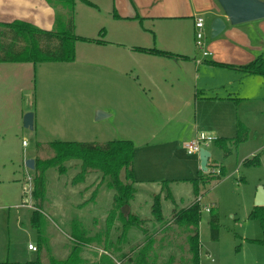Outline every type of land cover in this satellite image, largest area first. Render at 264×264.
<instances>
[{
    "label": "rangeland",
    "instance_id": "1",
    "mask_svg": "<svg viewBox=\"0 0 264 264\" xmlns=\"http://www.w3.org/2000/svg\"><path fill=\"white\" fill-rule=\"evenodd\" d=\"M91 4L75 0L74 61L35 65L36 90L24 105V111L34 116V124L32 130L22 126L18 145L21 148L25 143L24 158L33 160L35 168L36 160L52 158L48 146L52 141H131L134 183H126L131 184L133 196L117 205L116 196H123L108 185L107 178L95 171L81 176V161L71 160L63 164L64 173L52 167L46 170L44 203L38 210V225L33 227L31 216L37 212L32 197L34 169L26 168L23 160L26 177L23 190L19 185L21 196L15 200L12 188L9 198L0 195V203L5 201L0 204V264H31L38 256L40 264H191L188 238L192 227L188 223L197 197L201 198L196 212L199 264H264V207L254 205L258 188L264 189V78L243 77L212 64L220 56L216 42L225 32L214 39L206 32L205 48L212 55L202 58L195 48L194 54L212 66L193 69L187 79L177 82L181 65L162 58L157 63L163 65L155 69L156 63L151 61L152 67L141 61L151 60L149 55L124 51L129 36L118 34L117 23L113 26L109 3ZM2 14L0 19H6ZM64 16L66 21V12ZM193 29L185 31L190 41ZM144 36L152 38L150 33ZM156 39L158 45H172L163 34H156ZM118 43L125 47L115 49ZM154 70L159 85L151 79ZM173 81L183 89L181 98L192 97L194 91L203 94L189 101L182 118L161 125L150 101L167 106L174 97ZM220 97L224 103L217 100ZM97 112L104 114L99 121L94 119ZM197 114L202 131L216 140L231 144L239 127L247 133L245 142L229 145L231 154L226 158L216 143L210 144L209 170L202 172L204 176L197 155L187 154L181 131H191L190 126L194 130ZM187 117L192 122L178 124ZM256 155L258 165L242 163ZM208 176L219 180L199 186L194 195L190 181ZM125 205L130 219L121 215ZM157 208L161 221L153 214ZM216 215L217 221L212 220ZM39 241L43 242L40 247ZM29 243L37 246L36 253L27 250Z\"/></svg>",
    "mask_w": 264,
    "mask_h": 264
},
{
    "label": "crops",
    "instance_id": "2",
    "mask_svg": "<svg viewBox=\"0 0 264 264\" xmlns=\"http://www.w3.org/2000/svg\"><path fill=\"white\" fill-rule=\"evenodd\" d=\"M88 2L90 4L91 2L95 4L101 2L109 3L108 5L113 11L111 15L114 18L113 26L117 23L115 28L118 34L121 36H129V43L124 44L128 48L124 51H128L127 53L132 52L134 55H144V57L149 55L151 60L141 58V61L142 63L148 62L147 64H151V61L156 63L155 69L157 66L159 68L163 65L162 62L157 63V61H162L160 60L162 58H167L168 63L170 61L169 59H173L174 61L172 63L181 65L177 66L181 69L182 73H176L178 78H176L177 82L187 79L193 69L212 66L213 63H217V65L227 70L234 71L236 74L238 73L237 75L250 77L251 75H246L237 68L249 64L258 57H264V20L255 25L245 23L230 26L216 0H88ZM17 6L19 7V11ZM26 6L28 7L27 11L24 12L23 7ZM0 11L6 18L3 20L0 19V23L2 24L22 22L38 29L53 31L56 26V18L59 20V25L65 22V11L49 5L45 0H0ZM196 17H202L204 19V34L206 32L210 33L209 26L214 18H221L226 23V28L221 33L223 34L225 32L224 36L216 42V51L220 56L217 57V61L211 62L212 64L206 60L199 64L196 63L199 59L194 54V32L191 41L189 40V36H185V31L188 28H194V20ZM144 24L147 27H144ZM258 30L261 31L260 34ZM147 33L152 35L150 40H147L144 36ZM156 34H163L165 38H170L172 45H158ZM174 42L175 45H173ZM124 45L118 43L114 47L117 50H122V47H125ZM189 48H191V51ZM135 49H155L167 52L172 57H159L141 53ZM195 50L197 53L199 52L196 48ZM42 64L39 63V65ZM35 65L29 62L0 63V195L5 194L9 198L10 194L8 190L12 188L11 194H14L15 200H18L21 196L19 185L22 184L24 177H26V173L21 166L23 160H26L24 158L25 147L22 142L20 148L18 141L19 136H22V117L27 112L24 111V105L27 99L28 102H31V96L36 90ZM151 66L153 67V64ZM156 72L157 70L152 72L151 79L155 85H159L161 81L157 82V78L159 77L156 76ZM196 78H198L197 75L194 77L195 82ZM170 83L171 89L174 90V97L167 101V106H165V102L157 103L156 101H150V107L152 110H156L155 116L162 119L161 125H169L171 121L179 120L180 117L182 118L183 115L181 114H183L184 107L189 101L195 102V100L199 99L198 95L202 96L203 94L201 91H194L192 97L187 96L186 98H181L180 93L183 89L177 87L176 81ZM147 89L148 91L151 90L148 87ZM224 99L220 97L217 100L220 103H224ZM198 117L199 115L197 114L193 119L195 126L193 131L190 124L188 126H190L191 131L187 129L181 130L182 139L184 140L183 146L193 140L198 133L207 134L205 131H202L198 123ZM190 121L192 122V118L189 117L188 119L187 117L185 120L180 119L178 124L181 122L188 124ZM245 160L248 159H244L243 162ZM189 186L191 187L192 185L190 184ZM14 187L19 189H15ZM18 195L20 196L18 197ZM4 203L5 201L0 204Z\"/></svg>",
    "mask_w": 264,
    "mask_h": 264
},
{
    "label": "trees",
    "instance_id": "3",
    "mask_svg": "<svg viewBox=\"0 0 264 264\" xmlns=\"http://www.w3.org/2000/svg\"><path fill=\"white\" fill-rule=\"evenodd\" d=\"M49 5L65 9L67 20L59 25V20L56 18V26L52 31L38 29L29 24L22 22H14L11 24L0 23V63L13 62H29L35 64L43 62H73L74 61V44L77 37L73 35V9L75 0H45ZM86 5L92 6L86 0H82ZM58 26V28H57ZM138 52L151 54L159 57H172L169 53L158 51L155 49H135ZM237 69L241 70L246 75L264 78V57H258L247 65L240 66ZM237 137L227 144L228 141L221 139L216 140L217 148L223 153L226 158L231 154V147L246 141V129L239 127ZM49 149L52 153V158L48 161L36 160L38 163L34 168L33 192L32 197L35 199V207L37 212L31 216V224L36 227L38 223V210L42 209L45 194V172L49 167L57 168L60 173H64L63 164L71 160L81 161V176L88 171L99 172L102 177L107 178L108 185L114 188L118 194H122L123 198L116 196V204L121 206L128 202V198H132L133 189L131 184L133 181V153L134 146L128 140H116L105 144L97 143H77V142H62L59 140L49 143ZM258 155L250 160H245L244 165H258ZM202 173V172H200ZM203 174V173H202ZM205 174H203L204 176ZM209 177V176H208ZM203 177L197 180H191L193 194L198 192L199 186L205 185L211 180H219V177ZM211 178V179H210ZM83 177L79 181H83ZM127 182V183H126ZM165 186V183L164 185ZM130 195L126 197L127 191ZM199 206L194 204L190 212L192 217L189 218L188 227H192V235L188 238L189 252L192 255L191 264H199V244L197 225L199 215L196 212ZM122 213V212H121ZM155 219L161 221L159 208L153 211ZM189 214V213H188ZM124 219L129 218L121 214ZM217 221V215L213 217ZM216 239V237H214ZM43 245L39 241L38 247ZM41 258L38 256L35 262L31 264H40ZM9 264V263H2ZM56 264V263H52Z\"/></svg>",
    "mask_w": 264,
    "mask_h": 264
},
{
    "label": "water",
    "instance_id": "4",
    "mask_svg": "<svg viewBox=\"0 0 264 264\" xmlns=\"http://www.w3.org/2000/svg\"><path fill=\"white\" fill-rule=\"evenodd\" d=\"M221 8L227 22L230 26H237L254 21L264 20V1L262 0H216ZM226 28V23L221 18H214L209 26L210 38L214 39L219 36ZM102 112L95 114V120L99 121L103 118ZM22 126L24 129L32 130L33 128V115L26 113L22 119ZM210 159V152L201 149L198 153V161L200 171L207 173L208 161ZM26 168L33 171V160L28 159L25 162ZM254 205L256 207H264V189L258 188ZM121 212L124 216L128 214V206H123Z\"/></svg>",
    "mask_w": 264,
    "mask_h": 264
},
{
    "label": "built area",
    "instance_id": "5",
    "mask_svg": "<svg viewBox=\"0 0 264 264\" xmlns=\"http://www.w3.org/2000/svg\"><path fill=\"white\" fill-rule=\"evenodd\" d=\"M204 19L202 17H196L194 20V45L197 51L201 54L202 58H208L212 54L207 52L204 44ZM197 64L200 63V60L196 61ZM216 141L215 137L207 136L205 133H198L193 140L187 142L184 145L186 152L188 155H197L201 149L207 150L208 146ZM25 145V143H22ZM209 162V161H208ZM208 167V166H207ZM209 170V169H208ZM208 172V171H207ZM213 172V170H211ZM219 174V173H217ZM200 197H197L195 200V204H200ZM205 212H209L208 208H204ZM27 250L32 253L37 252V247L34 244H27Z\"/></svg>",
    "mask_w": 264,
    "mask_h": 264
}]
</instances>
